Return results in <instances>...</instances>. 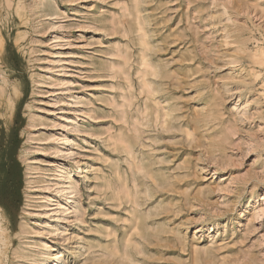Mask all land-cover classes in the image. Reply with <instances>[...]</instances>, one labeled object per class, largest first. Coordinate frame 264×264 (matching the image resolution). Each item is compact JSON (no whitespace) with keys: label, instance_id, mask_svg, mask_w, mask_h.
<instances>
[{"label":"rangeland","instance_id":"1","mask_svg":"<svg viewBox=\"0 0 264 264\" xmlns=\"http://www.w3.org/2000/svg\"><path fill=\"white\" fill-rule=\"evenodd\" d=\"M0 264H264V0H0Z\"/></svg>","mask_w":264,"mask_h":264}]
</instances>
